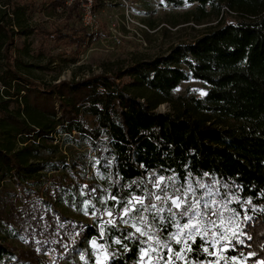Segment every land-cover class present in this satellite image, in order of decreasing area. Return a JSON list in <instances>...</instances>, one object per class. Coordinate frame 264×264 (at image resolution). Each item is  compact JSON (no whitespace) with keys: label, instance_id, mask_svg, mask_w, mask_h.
Masks as SVG:
<instances>
[{"label":"trees","instance_id":"obj_1","mask_svg":"<svg viewBox=\"0 0 264 264\" xmlns=\"http://www.w3.org/2000/svg\"><path fill=\"white\" fill-rule=\"evenodd\" d=\"M69 1L49 6L50 13L68 14V30L39 32L58 34L80 53L100 36L77 27L82 13L77 3L68 7ZM163 1L176 8L197 4L199 11L209 9L218 17L226 9L236 21L222 22L194 42L124 71L44 85L25 77L21 62L11 55L14 46L25 47L22 37L35 29L15 31L12 19H0L6 67L0 77V264H49L48 256L56 264H97L102 250L93 248V240L115 254L107 264H140L135 238L122 235L135 230L119 220L120 206L109 197L142 195L146 184L151 188L153 173L176 176L178 183L199 180L222 194H235L241 203L251 201L244 204L252 217L244 230L252 239L242 237L245 246L223 251L221 264L233 257L236 264L264 260V0ZM193 80L208 87L204 98L179 114L157 112ZM14 102L17 110L10 109ZM57 128L65 135L63 143L73 148L71 160L44 156L59 154L58 144H47L54 142ZM91 167L99 178L85 181ZM64 201L93 222L69 217L59 208ZM228 207L240 211L235 200ZM109 210L118 227L103 220ZM10 239L21 240L27 249L12 250ZM117 239L123 243L115 244ZM188 259L206 264L217 257L200 251Z\"/></svg>","mask_w":264,"mask_h":264},{"label":"rangeland","instance_id":"obj_2","mask_svg":"<svg viewBox=\"0 0 264 264\" xmlns=\"http://www.w3.org/2000/svg\"><path fill=\"white\" fill-rule=\"evenodd\" d=\"M53 1L0 0V19L5 22L12 19L15 31L27 27L31 30L35 29L33 33L22 37L21 41L24 42L25 47L14 46L11 55L21 62L20 71L25 77L44 85L55 84L60 80L82 81L84 78L98 74L124 71L134 63L164 56L179 44L192 43L222 22L228 24L236 21L235 16L224 12L226 9L218 17L209 15V9L204 14L197 9V4L191 3L176 8L167 6L163 0H95V13L100 19V31L95 34L100 36V40L78 53L76 45H71L68 40H59L58 34L50 36L46 32H39L42 29L50 33L62 29L68 30L67 13L62 10L50 13L49 6ZM76 3L81 11L79 1L70 0L67 6ZM79 26L92 34L83 26L82 20L77 25ZM112 30L121 35L122 45L115 46L112 43L110 39ZM19 37L15 38L19 39ZM5 70L4 50L1 49L0 77L5 76ZM207 89L208 87L200 81L185 82L174 92V102L160 105L157 112L179 114L188 110L194 99L205 97ZM0 90H2L1 83ZM17 108L15 102L10 106L11 110ZM58 131L59 128L53 136L54 142L47 144H58L59 154H44V156L57 161L61 155H67L71 160L70 152L73 148L63 143L65 135L57 134ZM88 152L89 157L94 158L95 154ZM83 174V169H80V177ZM91 178H99L97 170L92 167L87 169L84 180ZM84 204L86 206L90 203L86 201ZM59 208L73 219L86 223H92L94 220L87 217L84 211H79L73 202L70 204L64 201ZM106 213L107 211L104 212L103 219L105 222L111 219ZM7 245L16 252L27 249L25 243L19 239H10ZM223 254V252L219 253L220 257L225 259ZM96 258L97 264L101 262L107 264L109 260H105L103 251L98 253ZM48 261L49 264H56V259L51 256H48ZM176 264H184V262L177 261ZM239 264H247V262Z\"/></svg>","mask_w":264,"mask_h":264},{"label":"snow or ice","instance_id":"obj_3","mask_svg":"<svg viewBox=\"0 0 264 264\" xmlns=\"http://www.w3.org/2000/svg\"><path fill=\"white\" fill-rule=\"evenodd\" d=\"M148 184H151V188L146 184L142 195L129 193L119 199L116 195L109 197L120 206L119 220L135 230L122 235L124 240L135 238L140 264H176L177 261L194 264L188 256L200 251L209 257H217L214 261H206V264H221L223 257H220V252L229 248L235 251L237 247L245 246V239L242 237L252 239L244 230L247 222L252 220L244 204H251V201L241 203L235 194H222L219 189L199 180L195 185L191 180L178 183L176 176H157L153 173ZM91 191L95 192L96 189ZM217 196H221L222 200L218 201L215 198ZM234 200L240 204V211L228 207ZM241 211L244 213L243 217ZM252 211L255 212L256 209ZM260 211L264 212V209ZM106 214L113 216L110 210ZM182 220L185 222L181 223ZM106 223L118 227L116 219H109ZM170 227L176 230L170 232ZM101 234L103 235V230ZM198 239L200 244H197ZM122 243L120 239L115 240L117 245ZM92 246L103 251L105 260L115 258L114 253L109 255L107 248L98 245L95 240L92 241ZM123 246L127 249L126 244ZM209 248L212 250L209 251ZM253 255L255 253H249V256ZM236 262L237 258L233 257L226 260L225 264ZM259 264H264V260Z\"/></svg>","mask_w":264,"mask_h":264},{"label":"built area","instance_id":"obj_4","mask_svg":"<svg viewBox=\"0 0 264 264\" xmlns=\"http://www.w3.org/2000/svg\"><path fill=\"white\" fill-rule=\"evenodd\" d=\"M80 3L82 11V23L83 26L90 30L92 34L100 31V19L95 13V0H76ZM112 43L115 46L122 45V38L116 31L112 30L110 37Z\"/></svg>","mask_w":264,"mask_h":264}]
</instances>
